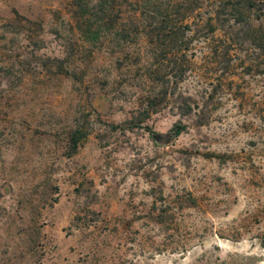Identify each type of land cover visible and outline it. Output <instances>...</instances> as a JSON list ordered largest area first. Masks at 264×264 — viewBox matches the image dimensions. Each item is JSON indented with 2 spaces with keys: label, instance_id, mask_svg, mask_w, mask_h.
<instances>
[{
  "label": "rangeland",
  "instance_id": "rangeland-1",
  "mask_svg": "<svg viewBox=\"0 0 264 264\" xmlns=\"http://www.w3.org/2000/svg\"><path fill=\"white\" fill-rule=\"evenodd\" d=\"M251 2L0 0V264H264Z\"/></svg>",
  "mask_w": 264,
  "mask_h": 264
},
{
  "label": "trees",
  "instance_id": "trees-1",
  "mask_svg": "<svg viewBox=\"0 0 264 264\" xmlns=\"http://www.w3.org/2000/svg\"><path fill=\"white\" fill-rule=\"evenodd\" d=\"M247 5H252L251 0H245ZM263 3V0H260ZM239 2V1H238ZM189 111V108H188ZM188 113V112H187ZM150 112L147 110L145 115V119L149 117ZM185 130L184 125H175L173 129V135L174 136H179L183 131ZM86 134H83L80 132L79 129H74L69 133L68 137V150H67V155L70 156L78 150L79 144L83 138H85ZM156 222L157 223H164V213H160L156 216Z\"/></svg>",
  "mask_w": 264,
  "mask_h": 264
}]
</instances>
